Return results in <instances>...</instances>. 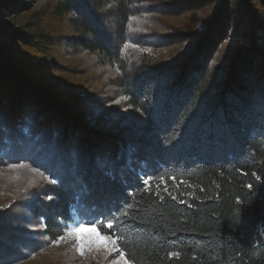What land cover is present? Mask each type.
Wrapping results in <instances>:
<instances>
[{"label":"trees","instance_id":"16d2710c","mask_svg":"<svg viewBox=\"0 0 264 264\" xmlns=\"http://www.w3.org/2000/svg\"><path fill=\"white\" fill-rule=\"evenodd\" d=\"M142 1L0 0V167L50 178L0 211V264L89 220L121 237L129 264H264V0L163 2L212 11L170 37L187 45L168 60L121 63ZM21 14L20 26L3 20ZM57 18L70 34L47 28ZM62 46L118 63L116 85L139 118L96 114L93 94L38 81ZM113 216V229L100 227Z\"/></svg>","mask_w":264,"mask_h":264},{"label":"rangeland","instance_id":"374dc122","mask_svg":"<svg viewBox=\"0 0 264 264\" xmlns=\"http://www.w3.org/2000/svg\"><path fill=\"white\" fill-rule=\"evenodd\" d=\"M175 1L150 0V2L137 3L139 9L129 22L127 38L119 60L121 63L134 61L141 57L151 60H168L186 47V42L183 43L175 39V42L172 43L170 37L184 29L187 30L190 24L199 25L202 19L211 14L212 8L205 4L190 11L184 10L182 13H174L177 8L172 12L161 11L160 4ZM33 3L38 9L44 4V1H34ZM25 18L24 14L3 16V20L13 27L20 26ZM47 24V28L56 37L70 34L71 29L65 20L50 19ZM232 40L224 41L221 48H225ZM223 54V52L219 53L213 61L212 68L215 74L220 72ZM50 56L57 60L58 65L53 66L50 72L40 73L37 77L38 81L45 85L58 83L62 88L73 90L83 96L93 94V97L100 103L96 108L94 107L96 114L108 111L109 115L117 120L123 117L137 119L138 112L129 105L127 97L116 85L120 76L118 63L106 61L102 56L87 52L73 53L66 46H62L61 49L55 48ZM38 169V171H33L27 165L16 169L0 167V211L9 209L14 198H23L27 189L33 184L42 185L50 181L45 170ZM33 219L31 218V222L34 223ZM78 224L81 223L71 224L69 228L76 227ZM85 225V228L81 229L82 236L89 235V226ZM63 236H65V240L56 243L54 241L47 242L39 250L33 252L27 260L16 264H125V258L119 259V250L116 244L113 245V248L117 249L116 252L106 253L101 248L86 251L82 256L76 251V241L66 236V233Z\"/></svg>","mask_w":264,"mask_h":264},{"label":"snow or ice","instance_id":"6c2138e0","mask_svg":"<svg viewBox=\"0 0 264 264\" xmlns=\"http://www.w3.org/2000/svg\"><path fill=\"white\" fill-rule=\"evenodd\" d=\"M119 103V101H117ZM23 164H11L9 165L10 168L16 169L18 167H23ZM33 171H38V168H33ZM161 180H163V177H160ZM174 179V178H173ZM151 180V177L146 179L144 181L145 185H148L149 181ZM52 184H56V180L51 181ZM248 187H251L249 185ZM52 197H49L51 199ZM127 215V213H125ZM107 220L106 223L103 221L100 222V227L105 228V230H111L114 228L115 224L118 223L117 217L113 216L111 219L105 218ZM86 224L89 226L88 231L89 235L82 236L81 235V229L85 228V224L81 223L78 224L76 227L67 228L66 226V236L73 238L76 241V251L80 255H85L86 251H91L93 249L99 250L103 248L106 253H112L116 252L117 249L113 248V245L117 243V240L121 239L119 236L114 235H106L102 234L99 229L97 228V223L89 220L86 222ZM65 240V236L58 237L57 241H54V243ZM169 255H172L171 253ZM125 253L121 250L119 251V259H124ZM125 264H128L127 260L125 259Z\"/></svg>","mask_w":264,"mask_h":264}]
</instances>
